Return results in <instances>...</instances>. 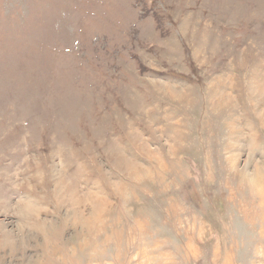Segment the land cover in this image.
Returning <instances> with one entry per match:
<instances>
[{
	"label": "rangeland",
	"instance_id": "obj_1",
	"mask_svg": "<svg viewBox=\"0 0 264 264\" xmlns=\"http://www.w3.org/2000/svg\"><path fill=\"white\" fill-rule=\"evenodd\" d=\"M0 264H264V0H0Z\"/></svg>",
	"mask_w": 264,
	"mask_h": 264
}]
</instances>
